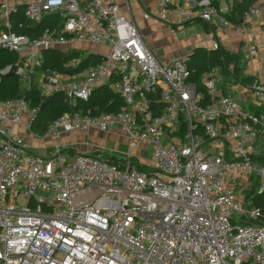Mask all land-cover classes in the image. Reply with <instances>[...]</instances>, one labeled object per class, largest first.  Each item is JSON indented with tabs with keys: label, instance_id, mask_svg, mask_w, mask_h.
I'll use <instances>...</instances> for the list:
<instances>
[{
	"label": "built area",
	"instance_id": "obj_1",
	"mask_svg": "<svg viewBox=\"0 0 264 264\" xmlns=\"http://www.w3.org/2000/svg\"><path fill=\"white\" fill-rule=\"evenodd\" d=\"M157 5L158 13L145 18L210 23L209 49L222 48L212 21L243 32L261 13L254 4L233 24L210 0ZM25 6L30 22L52 14L63 19L61 34L58 26L37 37L18 33V7L0 0V49L17 53L15 74L29 88L45 51L82 54L65 70L41 73V96L62 93L70 107L43 135L32 130L39 107L22 97L0 99V264H264V207L247 196L256 181L264 197V112L255 110L264 105V82L248 84L255 106L249 109L222 91L220 67L192 79L190 54L161 61L132 13L114 0ZM249 52L255 55L257 46ZM89 57L91 64L81 66ZM235 66L226 65L232 76ZM105 85L123 99L120 110L79 104ZM21 129L54 143L36 153ZM113 129L127 137L125 157L60 142L73 132ZM144 148L152 151L147 162L130 153Z\"/></svg>",
	"mask_w": 264,
	"mask_h": 264
},
{
	"label": "trees",
	"instance_id": "obj_2",
	"mask_svg": "<svg viewBox=\"0 0 264 264\" xmlns=\"http://www.w3.org/2000/svg\"><path fill=\"white\" fill-rule=\"evenodd\" d=\"M199 3L203 0H194ZM230 22L240 24L244 20L245 12L256 3L257 0H233L231 8L228 11H222L220 0H210ZM25 5H19L18 10L13 15L16 22L15 31L18 33H27L32 37H37L44 33L47 28L58 26V33L61 34L63 19L59 15H46L41 23L30 22L25 16ZM19 22L24 23V27L19 26ZM82 54L81 50L71 49L68 51L47 50L44 54L43 68H39L31 82L30 88L18 74L10 75L0 73V99L25 98L30 107L40 109L38 116L32 124V130L43 135L49 125L59 115L70 110L69 105L64 101V95L57 93L49 98L41 96L40 76L45 67H53L59 70H65V63ZM18 61V55L0 49V71L8 65H14ZM92 58L84 59L81 66L91 64ZM235 62L234 74L238 76L237 55L225 48L209 49L205 46H197L190 54L189 66L192 70V79L199 81L204 71L211 67L221 68L223 79L229 76L226 65ZM244 82L251 83L249 77L243 78ZM85 109L91 108L95 111H118L124 104L123 99L116 93L110 85L102 86L96 89L88 102L79 103ZM43 106V108H42ZM42 108V109H41ZM257 112H264V105L255 109ZM247 196L253 200V205L264 207V197L257 191V183L254 181L253 187L247 191Z\"/></svg>",
	"mask_w": 264,
	"mask_h": 264
},
{
	"label": "crops",
	"instance_id": "obj_3",
	"mask_svg": "<svg viewBox=\"0 0 264 264\" xmlns=\"http://www.w3.org/2000/svg\"><path fill=\"white\" fill-rule=\"evenodd\" d=\"M29 0H8L10 5L12 6H19V5H25ZM118 6L121 8V10L126 14H131L133 16L134 21L138 25L144 39L146 40L147 44L154 50L158 58L165 62V63H171L178 59L176 56H169L167 52L164 51V49L157 45V43L149 42L145 38V33L142 31L141 25L136 20V16L141 19L142 23L150 21L149 24L152 26H165L164 22L156 23L153 19H147L144 16L145 12H149L151 14L158 13V0H114ZM221 1V0H220ZM233 3V0H227V6L221 7L222 11H228L231 8V4ZM256 5H258L261 8V13L257 16H254L252 18L251 22H248L245 25L244 31L239 32L234 26H223L219 24L218 22L212 21L213 27L216 30L217 36L220 40V43L223 48L231 51L232 53H235L237 55V66H238V76H232L229 74L226 80L223 79V76H221L220 81V87L222 91H224L227 94L233 95L236 97L243 106L249 109H254L255 106L252 104V97L251 92L248 89V84H252L255 81L264 82V0H257ZM133 6L137 10L138 14L135 15V10L133 9ZM201 23L202 27L204 28V31L207 35V41L211 40L209 39L208 32L211 30L212 25L210 23H207L202 20H197L195 23ZM235 24V23H233ZM174 34L173 30H171ZM199 41V40H198ZM197 40L190 41L191 44H188L189 47H192L191 53L194 51V49L198 46ZM188 43V41H186ZM257 46V53L255 55H250L249 47L250 46ZM204 46V45H203ZM211 44L205 45V47H210ZM188 53V54H191ZM181 57V56H180ZM249 77L251 78L252 82L247 83L242 81L243 78ZM22 133L26 135L28 139H33L38 143V148H42L44 153L47 152V149L49 146H51L54 141L50 139H37L33 138L29 132H27L25 129H21ZM97 130H90L88 132H73L71 134L65 135L62 137L60 142L64 144H68L69 141L72 140V137L74 135L80 134L84 136L85 134H89L90 132H95ZM99 133V131H98ZM102 139L98 141H93L94 150L98 149H104L106 145L105 142H108L110 145L115 143L123 142L127 145V137L125 136V133L122 132L120 129H113L109 132H100ZM112 146V145H111ZM128 147V146H127ZM105 150V149H104ZM139 150H135L139 154ZM87 151V152H91ZM106 151V150H105ZM132 151V150H131ZM86 152V151H85ZM43 153V154H44ZM108 153H111L107 151L106 156H109Z\"/></svg>",
	"mask_w": 264,
	"mask_h": 264
},
{
	"label": "rangeland",
	"instance_id": "obj_4",
	"mask_svg": "<svg viewBox=\"0 0 264 264\" xmlns=\"http://www.w3.org/2000/svg\"><path fill=\"white\" fill-rule=\"evenodd\" d=\"M227 6V0H221V7ZM135 10V15L138 14L137 10L133 6ZM136 20L141 25L142 31L145 33V38L152 43H157L158 46L162 47L165 52L169 54V56H176L178 59L184 58L188 53H191L192 47H189L188 44H191L190 41L199 40L197 42L198 46H205L211 44L210 41H207V35L202 27L201 23H184L179 20L177 25H172L171 22H164L165 26H152L149 24L150 21L145 23L141 22V19L138 15L135 17ZM174 34L172 33V31ZM188 41V43L186 42ZM104 49V48H103ZM181 56V57H180ZM102 139L101 133L98 131L90 132L89 134H85L84 136L77 134L72 137V140L68 142V149H73L76 151H91L94 149L93 141H98ZM30 140V146L33 148L32 150L36 153L43 154L44 151L42 148H38V143L34 141L32 138ZM107 146L104 147L106 151H109L115 154L117 157H125L128 154V144H124L123 142L109 144L105 142ZM128 146V147H127ZM132 150V151H131ZM131 154H138L135 149H131ZM139 155H141L147 162L148 159L152 156V151L148 148H144L139 151ZM21 204L24 203L22 197L18 198V201Z\"/></svg>",
	"mask_w": 264,
	"mask_h": 264
},
{
	"label": "water",
	"instance_id": "obj_5",
	"mask_svg": "<svg viewBox=\"0 0 264 264\" xmlns=\"http://www.w3.org/2000/svg\"><path fill=\"white\" fill-rule=\"evenodd\" d=\"M16 73V65H13V67H12V69H11V71H10V75H14ZM42 108H43V106H42ZM41 108V109H42Z\"/></svg>",
	"mask_w": 264,
	"mask_h": 264
}]
</instances>
